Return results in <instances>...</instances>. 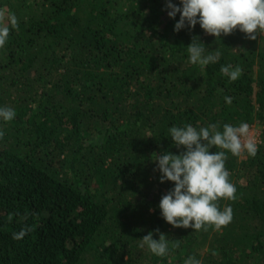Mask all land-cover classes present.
<instances>
[{"label":"trees","instance_id":"trees-1","mask_svg":"<svg viewBox=\"0 0 264 264\" xmlns=\"http://www.w3.org/2000/svg\"><path fill=\"white\" fill-rule=\"evenodd\" d=\"M166 4L0 0L18 20L0 48V107L16 113L0 120V264H264V34L177 33ZM194 36L205 54L221 52L203 70L189 62ZM229 64L243 69L234 82L220 72ZM242 122L260 136L255 157L226 152L237 191L219 204L231 223L168 224L159 203L174 184L152 156L182 151L169 129ZM24 226L33 230L14 240ZM156 229L170 242L164 257L139 247Z\"/></svg>","mask_w":264,"mask_h":264},{"label":"clouds","instance_id":"clouds-1","mask_svg":"<svg viewBox=\"0 0 264 264\" xmlns=\"http://www.w3.org/2000/svg\"><path fill=\"white\" fill-rule=\"evenodd\" d=\"M180 5L182 7L167 0L165 9L172 19L180 14L175 24L177 33L185 27L195 29L199 24L205 34L216 37V41L237 29L250 40H256L258 35L264 34V0H180ZM9 25L12 29L18 27L16 16L0 9V48L6 45L10 36ZM187 51L189 62L199 65L201 70L216 63L221 56L219 49L205 54V45L196 36L192 38ZM220 72L230 82H234L240 78L243 69L239 65L233 67L229 64L221 66ZM224 99L226 103H232L231 97L225 96ZM15 116L12 108L0 107V120L10 122ZM169 133L175 146L182 149L180 154L164 152L153 153L152 156L157 164L156 170L161 173L160 182L171 181L174 184V188L160 200L162 218L174 228H192L194 231H207L209 227L218 231L227 226L233 220V209L231 206L221 209L219 201L235 200L237 189L230 182V173L225 166L226 152L237 157L257 155L258 146L250 125L246 122L238 126L225 123L221 131L218 123L199 129L185 124L171 127ZM3 136L4 132L0 131V139ZM26 219V216L21 217V221ZM32 230L24 226L13 234V239L22 240ZM156 233H159V240L153 239L154 233L149 232L139 240V247L147 246L153 255L164 257L168 255L170 242L159 229H156ZM179 246L180 241L176 240L173 247ZM184 264H201V261L189 256Z\"/></svg>","mask_w":264,"mask_h":264},{"label":"rangeland","instance_id":"rangeland-1","mask_svg":"<svg viewBox=\"0 0 264 264\" xmlns=\"http://www.w3.org/2000/svg\"><path fill=\"white\" fill-rule=\"evenodd\" d=\"M250 129H251V131H252V133L256 139V142H258L259 136H260V129L255 127V126H250Z\"/></svg>","mask_w":264,"mask_h":264}]
</instances>
